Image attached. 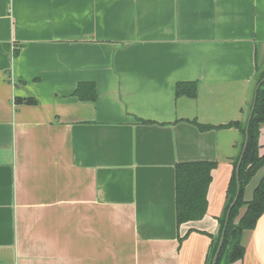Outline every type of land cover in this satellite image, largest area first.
I'll return each instance as SVG.
<instances>
[{
	"label": "crops",
	"instance_id": "0c3cea01",
	"mask_svg": "<svg viewBox=\"0 0 264 264\" xmlns=\"http://www.w3.org/2000/svg\"><path fill=\"white\" fill-rule=\"evenodd\" d=\"M263 68L264 0H0V264H206L242 149L216 127L246 124ZM199 161L206 213L177 225ZM241 243L218 264H264V213Z\"/></svg>",
	"mask_w": 264,
	"mask_h": 264
},
{
	"label": "trees",
	"instance_id": "16d2710c",
	"mask_svg": "<svg viewBox=\"0 0 264 264\" xmlns=\"http://www.w3.org/2000/svg\"><path fill=\"white\" fill-rule=\"evenodd\" d=\"M263 76L264 68L259 70L256 84L261 81ZM176 90L177 95L185 94L194 97L196 96V83H177ZM77 94L82 98H95L94 90L89 94L83 93L82 86L77 89ZM263 123L264 80L260 83L256 92L255 106L248 128V140L238 171L239 193L231 208L230 205L235 198L237 190L236 165L238 160L235 163L234 174L229 185L228 202L221 222V231H224V236L217 264L222 259L226 263H231L243 256L242 234L244 231L252 230L259 217L264 213V174L253 191L252 199L248 202H245L243 199V192L246 185L264 165V154H259L258 144L259 127ZM245 126L246 124L242 125L237 121H232L224 125H219L216 128H239L242 133L243 145ZM213 167L214 163L202 161L179 163L176 165L175 210L177 225L183 222L201 219L206 213V193L211 180L210 171ZM229 208L228 219L226 221ZM219 239L220 236L211 245L206 264H211Z\"/></svg>",
	"mask_w": 264,
	"mask_h": 264
},
{
	"label": "water",
	"instance_id": "95a60500",
	"mask_svg": "<svg viewBox=\"0 0 264 264\" xmlns=\"http://www.w3.org/2000/svg\"><path fill=\"white\" fill-rule=\"evenodd\" d=\"M264 80V76L263 78L261 79V81L256 85V88H255V91H254V96H253V101H252V104H251V107H250V110H249V113H248V117H247V121H246V126H245V137H244V142H243V145H242V149H241V152H240V155H239V158H238V161H237V165H236V182H237V190H236V195H235V198L233 200V202L231 203L230 205V208L231 206L235 203L236 199H237V196H238V193H239V186H238V171H239V166H240V163L242 161V158H243V155H244V152H245V148H246V144H247V140H248V128H249V123H250V120L252 118V113H253V110H254V106H255V100H256V92H257V89H258V86L260 85V83ZM230 208L228 209V212H227V215H226V221L228 219V214H229V210ZM223 236H224V231L222 232L221 236H220V240H219V243H218V246L216 248V251L213 255V258H212V261H211V264H217V259H218V255H219V252H220V248H221V245H222V242H223Z\"/></svg>",
	"mask_w": 264,
	"mask_h": 264
}]
</instances>
